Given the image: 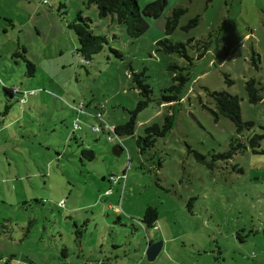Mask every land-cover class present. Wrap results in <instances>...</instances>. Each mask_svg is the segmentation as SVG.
Wrapping results in <instances>:
<instances>
[{
  "label": "rangeland",
  "instance_id": "1",
  "mask_svg": "<svg viewBox=\"0 0 264 264\" xmlns=\"http://www.w3.org/2000/svg\"><path fill=\"white\" fill-rule=\"evenodd\" d=\"M178 7L185 13L167 38L186 44L191 65L158 50ZM79 11L107 40L90 61L69 28ZM146 20L131 39L86 0H0V264H264V103L245 91L254 79L264 96V0H167ZM199 41L210 44L200 59ZM172 64L188 68L190 80L169 108L158 102L172 94ZM133 72L143 73L152 100L137 112L133 136L109 131L108 141L92 127L123 124L146 100ZM206 90L237 96L252 126L237 132L214 119L201 107L214 108ZM168 113L171 131L139 152L137 137ZM149 206L158 211L153 228L142 223ZM149 241L163 243L152 262Z\"/></svg>",
  "mask_w": 264,
  "mask_h": 264
},
{
  "label": "trees",
  "instance_id": "2",
  "mask_svg": "<svg viewBox=\"0 0 264 264\" xmlns=\"http://www.w3.org/2000/svg\"><path fill=\"white\" fill-rule=\"evenodd\" d=\"M86 5L87 7L95 6L99 18H110L111 21H115L118 25L124 27L125 33L129 38L136 39L147 31L149 27L146 20L147 18L157 19L163 14L167 5V0H154L143 7V9L138 7L137 0H86ZM184 13L185 10L179 7L172 10L171 15L166 19L165 23L164 31L166 38L158 41L157 44L159 51L165 54H177L179 57L184 58L190 63L191 59L187 54L186 44L181 42L172 43L167 38L176 30L179 19ZM198 20V17L191 19L184 29L195 27ZM69 28L74 31L77 37V52L86 61L92 60L94 56L102 51L104 45L107 44V40L104 36L97 35L93 32L91 20L88 17H84L81 11L77 12L75 19L69 24ZM192 41L193 39H190L187 43H192ZM198 43L200 46H197V51L199 52L197 58L200 59L206 54L210 44L208 41H199ZM113 52L116 53V51ZM22 58L26 62L29 75H32L34 65L27 60L25 56H22ZM169 68L173 73V84L166 90L172 92V94L162 96L158 104L169 105L170 108L181 102L183 97L182 91L185 84L190 80V76L189 73H185L188 68L178 67L176 64H172ZM132 74L135 88L138 89L140 94H142L146 100L140 101L134 110L129 111V118L127 121L113 127V134L116 136H133L136 126L137 112L146 107L148 102L152 100V90L150 86L144 83V80L140 79L145 78L143 73L133 72ZM225 79L227 83L231 84V80H229L227 76ZM245 91L250 103H264V96L261 93V85L254 79H250L245 83ZM206 93L211 97L214 108L212 109L205 104H201V107L209 111L214 119H218L219 117L227 118L236 127L237 132L243 128L248 130V128L252 126L251 123H244L242 121L239 98L237 96L230 95L224 91L209 92L206 90ZM98 113L102 116L100 109ZM173 123L174 114L168 113L164 115L162 123L147 125L144 128L143 136H139L136 139V145L139 152H145L148 148H151L154 145V142H156L158 138L165 137L171 131ZM100 131L107 132L108 135H110V132L105 131L104 128L100 129ZM251 146L252 152L258 153L254 150V146ZM117 150L120 151L121 148L118 146ZM82 155L89 160H92L94 156L91 150H82ZM157 218V208L149 206L145 210L142 223L147 228H153ZM238 239L243 242L242 237H239Z\"/></svg>",
  "mask_w": 264,
  "mask_h": 264
},
{
  "label": "water",
  "instance_id": "3",
  "mask_svg": "<svg viewBox=\"0 0 264 264\" xmlns=\"http://www.w3.org/2000/svg\"><path fill=\"white\" fill-rule=\"evenodd\" d=\"M113 151L116 155H119L120 153L117 150V146L113 147ZM163 243L161 241L157 242H151L145 245V252L144 255L146 256V259L150 262L154 261L159 253L162 250Z\"/></svg>",
  "mask_w": 264,
  "mask_h": 264
},
{
  "label": "built area",
  "instance_id": "4",
  "mask_svg": "<svg viewBox=\"0 0 264 264\" xmlns=\"http://www.w3.org/2000/svg\"><path fill=\"white\" fill-rule=\"evenodd\" d=\"M21 100L23 101V98H22ZM95 117H96L97 119H100V120H101V118H102V116H101L100 113H98L97 115H95ZM74 130H78V131L81 130V127L78 125V123H75V124H74ZM92 130H93L94 132H99V131H100V128H99V127H96V126H93V127H92ZM104 130H105V131H111V132L113 133V128H109V127L106 126V127L104 128ZM107 140H108V141H112L113 139L111 138L110 135H108ZM117 146H119V145H117ZM119 147H120V146H119ZM120 148H121V147H120ZM121 151H122V148H121ZM122 178L125 179V175H123ZM119 179H120V178L110 177V178H109V181L112 182V183H116L117 181H119Z\"/></svg>",
  "mask_w": 264,
  "mask_h": 264
},
{
  "label": "crops",
  "instance_id": "5",
  "mask_svg": "<svg viewBox=\"0 0 264 264\" xmlns=\"http://www.w3.org/2000/svg\"><path fill=\"white\" fill-rule=\"evenodd\" d=\"M13 96V93H11V96L10 98ZM121 152V150H120ZM110 182V181H109ZM240 241V240H239ZM152 241H149L148 243H151ZM241 242V241H240ZM186 246V245H185ZM184 246V247H185ZM163 251V245H162V250ZM161 253V252H160ZM159 253V254H160ZM197 254H199V250H196L195 253H194V256H197ZM193 259V258H192ZM189 262H192L193 264H199L197 263V260L195 259L194 261H189ZM260 262H255V263H252V264H259ZM177 264H187V261H180L179 259H177Z\"/></svg>",
  "mask_w": 264,
  "mask_h": 264
},
{
  "label": "clouds",
  "instance_id": "6",
  "mask_svg": "<svg viewBox=\"0 0 264 264\" xmlns=\"http://www.w3.org/2000/svg\"><path fill=\"white\" fill-rule=\"evenodd\" d=\"M118 147V146H117Z\"/></svg>",
  "mask_w": 264,
  "mask_h": 264
}]
</instances>
